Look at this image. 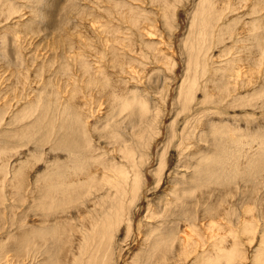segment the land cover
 Listing matches in <instances>:
<instances>
[{"label":"bare ground","instance_id":"1","mask_svg":"<svg viewBox=\"0 0 264 264\" xmlns=\"http://www.w3.org/2000/svg\"><path fill=\"white\" fill-rule=\"evenodd\" d=\"M89 1L95 4V0ZM97 1L113 2L116 11L127 9L128 13L126 15L122 13L119 20L122 23L130 22L131 26L139 31L145 30L146 27L140 26L142 18L138 17L141 13L140 6L135 4V2H143V5L144 0ZM150 1L158 6L156 8L161 13V20L167 18L178 20L175 17L179 15L178 0ZM92 5L87 2L84 13L92 17L86 24L90 26L92 32H96L98 28L106 26V23L99 25L103 16L96 14L98 12L92 10ZM201 5L203 6L196 15L195 39L190 47L188 69L193 71V74L186 96L191 102V96L197 90L204 93L202 101H198L197 106L191 107L188 102V110L198 108L195 130L204 131L206 127L210 129V134L205 133L208 135V142L203 140L204 137L199 140H203L205 144L209 143V146L201 147L202 142L195 140L191 143V145L194 142L198 143L195 150L186 149L187 154L183 150H176L178 156L184 154L188 159L187 164L180 165L181 160L178 159L176 167L179 171L173 172L176 183L171 184L172 179L169 175L167 176L169 178L163 181L164 188L160 192L154 190V199L148 201L146 213L143 215L142 223L139 224L143 228L140 229L142 234L139 233L141 243L139 242L138 247L135 246L137 248L135 253L133 252L134 256L133 253L131 254L133 257L131 256L129 264H264V134L257 136L258 129L263 128V125L259 124V128L258 125H254L255 117L244 119L247 122L244 125L246 130H240L241 118L231 115L230 111L225 109L230 103L234 104L233 98L235 99L239 92L234 82L235 77L238 76L237 66H240L241 57L252 64L254 59L252 54H255L256 62H260L263 56L264 16L261 13L264 10V0H202ZM4 8H7L9 15L13 11L9 0L0 3V9ZM243 8L246 10L238 11ZM144 12L147 13V10L145 9ZM6 16L0 17V27L3 25L2 22L6 21ZM231 21L235 24L240 21L243 23L244 32L239 33L242 35L231 38L234 42L233 46L237 42L240 43L236 47L238 46L237 52L241 54L231 56L222 63L218 57L226 51L229 52L231 47L220 45L227 39L223 40L218 33L229 29L228 26L234 31ZM156 22V19L150 22L151 28L146 36L143 32V43L146 44V49L151 50L148 55L152 58L151 68L146 74L157 70L166 78L161 69V62L168 60L174 74L177 63L173 51L168 50L165 54L164 47L160 46L163 43L162 30L160 31ZM108 28V30L103 29L110 35L105 40L103 35H100L102 30L97 32L98 39H95L99 40L98 46L95 45L96 40L93 42L95 44H91V40L89 44L88 41L85 42L91 55L94 56L95 53L97 57V54H102L103 58L105 57L102 47L109 42L112 43L113 62L110 66L114 72L106 70L107 65L101 64L97 67V61L88 53L85 61L79 63L83 64L81 71L86 80L82 84L83 87L86 90L93 87L100 89V99L98 102L93 101L96 103L94 105L98 107L106 103L104 99L108 100L103 118H106L109 127L100 129L98 133L102 135L101 141L104 142L91 148L95 134L92 129L87 128L89 116L86 112V101L81 100L82 89L74 79L67 77L64 78L66 85L58 87L55 82L61 75L55 73V70H49L46 79V87H52L51 91H42L41 88L37 90L36 99L33 101L40 103V112L33 118L31 124H25L26 128L22 130L23 136L21 137L15 129L0 133V141L6 145L15 141L19 146L24 142L32 144L29 150L27 149L29 153H26L25 159L14 163L12 171L9 168L10 159L20 152L17 150L6 155L0 151V164H4L0 166V231L8 228L7 233H3L0 239V264L4 257H6L4 264L11 262L12 264H119L117 255L120 244L117 241V232L126 223V236L129 237L139 208L138 203L136 208L132 209L133 202L137 197L142 199V191L136 194L139 192L137 188L143 187V184L140 185L142 180L139 183L136 181L134 169H137L138 159L135 158V147L139 146V141L146 139L145 135L149 134L146 133L147 130L159 124V119L153 116L151 121L152 116L149 117L148 101L144 98L148 96L146 91L132 90L126 81H123L124 78H118L129 70L132 75L134 70L145 72L147 66L138 55L139 43L137 40V44L134 42L133 36L114 35L117 32L126 33L120 27L118 29L108 26ZM175 34L173 31L170 36L172 41ZM226 34H228L227 30ZM0 40H4L3 31L0 32ZM69 43L72 46L77 44L73 38ZM125 43H128L127 50L126 53H122L120 45L122 44V48ZM213 47L219 50L218 54ZM169 49L173 50V44H169ZM208 50L211 51L212 58L221 62L220 64L211 67L202 62L207 59L206 55L210 52ZM169 64L166 63L165 66ZM52 65L53 62L48 66ZM65 67L67 65L62 62L61 70L58 72L62 74L60 71L66 70ZM198 70L201 75L197 74ZM200 78H203L204 83H201L195 91ZM18 79L21 81L20 77ZM168 83L166 84L169 85ZM261 87L264 88V84ZM167 90L170 88L166 89V92ZM130 91L133 92L132 96L127 97ZM66 92L68 96L64 94ZM139 95L143 101L136 100L135 96ZM209 97L211 99L206 101L205 99ZM32 105L31 103L21 108L8 124L14 122L13 118L15 120L20 118L25 108H31ZM7 106L9 109L11 104ZM183 107L185 108V105ZM101 117L97 118L96 122H102ZM253 125L256 128H252ZM227 126L236 128L239 135L232 137L235 133L231 132L229 140L223 141L221 136L225 134L223 130ZM77 129L81 130V133ZM47 133H50L52 138L48 152L43 145ZM195 135L193 133L192 137ZM181 138L187 141L189 137L185 138L182 133ZM186 144L184 147H187L189 141ZM113 146L116 149L111 153L110 158L107 154L109 148ZM58 150L65 155L56 153ZM123 150L129 152L124 153ZM42 160L45 162L44 168H35ZM156 200L163 203L165 211L162 212L161 207H156ZM204 227L206 232H209L208 235L201 233ZM200 234L203 238L197 239ZM192 235L197 236L195 238ZM245 239H247L246 243ZM247 242L252 244L249 250H247ZM9 254L12 256H8Z\"/></svg>","mask_w":264,"mask_h":264},{"label":"rangeland","instance_id":"2","mask_svg":"<svg viewBox=\"0 0 264 264\" xmlns=\"http://www.w3.org/2000/svg\"><path fill=\"white\" fill-rule=\"evenodd\" d=\"M0 1L2 2L3 0ZM144 1L145 2L143 5H142L143 2L142 3L135 2V4L140 6V7L138 6L141 12L138 15V17L142 18L140 22V26L142 28L145 27L147 28V29L145 28V30L142 29L141 31L137 30L135 27H132L130 22L122 23L121 20H119L120 15L122 13L126 15L128 13L127 9L116 11L113 2L110 1L108 2L104 1L99 3L97 0H95V4H93L89 0L88 1L87 0H9L10 6L13 7L12 13L9 15V12H7V8L0 9V17L3 18L4 15L5 16L9 15L6 16L7 17L6 21L2 22L3 25L0 27V32L3 31L4 34V40L3 41L0 40V123H1L0 133H2L5 130L10 131L15 129L17 130V132L21 137L23 136L22 130L26 128L27 124H31L32 121L34 120L33 118L37 115V113L40 112V103L39 102L36 103L33 101L36 99L37 90L41 88L42 91L44 90L46 92L48 90L49 92L51 91L52 87H46V79H48L49 70L52 71L55 70V73L62 76V77L58 76V80H56L55 82V84L58 87H60L61 85L63 86V84L66 85V81H65L66 77L72 80L74 79L76 84H78V86L81 87L82 89V91L80 92L81 100L82 102L86 101V112L89 116L88 118L89 123L87 124V128L92 129L95 134L93 136L94 139L91 143L92 144L91 148L97 147L100 143L104 142L101 141L102 135L99 134L100 135L99 136L98 133L102 130V128L109 127L108 122H106V118H103L105 116V111L107 106L106 103L108 100L106 101V99H104L106 103H104L103 105L99 104L100 106L98 107L94 105L96 103H94L93 101L98 102V99H100V95H101L100 89L98 87H93L92 89L86 90L83 87L82 84H84L86 80L84 74L81 71L83 68L82 61H85L88 53V55L93 60L97 61L96 63L97 67H99L101 64L104 66L107 65L108 68L106 66L107 68L106 70H110L111 72H114L113 71L114 69H112V67L110 66L113 62L112 54H111L112 43L109 42L103 47L100 44V46L103 48L102 51L105 57L103 58L102 54H97V57L95 53H94L95 57L91 55L88 52V48L86 47V42L88 41L89 44L91 40V44H95L97 42L95 45L98 46L99 40L98 41L96 40L98 39L97 32L99 31L101 32L102 30V33H100V35L101 36L103 35L105 40V38H108V36L110 35L104 32L103 29L108 30L109 29L108 26H114L115 28L118 27V29L120 27L122 28V30L126 32V33L117 32L114 35L123 36L124 34H126L127 37L133 36L134 42L136 43L137 40V43H139L137 45L139 46V48L138 47L137 48L142 51L140 52L138 50V55H140L139 56L140 60L142 62H145L146 66L149 67L148 68L146 67L144 73L141 70L139 71L134 70V74L132 75V73L129 70L128 72L123 73L121 76H118L116 74L115 75L118 76V78H124L123 81H126L130 89L132 90L142 89L146 91V95L148 96L144 98L148 101L149 117L152 116L150 117V119L151 121H153V116L154 117L157 116L156 119L157 120L159 119L158 120L159 124L157 125L155 124L153 127H151L152 129L150 128L151 129V130L149 129L150 131L147 130L146 133L149 132V134L147 133L145 135L146 139H144L143 141H139L138 142L139 146H137V148L135 147L136 150L134 151L136 156L135 158L136 160L138 159L136 164L137 165L139 164L138 166L140 169L139 171L137 165L136 167L138 170L134 169L136 172V181L139 183L142 180L140 185L143 184V187L139 186L137 188L139 192H136V194L142 191V199L140 197H137L136 195L137 199H135L134 201L135 203L133 202L132 209L133 208L135 209L138 203H139V208L136 213L137 214L136 219L133 222L134 227L129 237L126 236V231H125L126 223L124 227L121 226L120 231L118 232L116 231L118 233L117 241L118 244H120V249L118 253L119 255H117L119 256V264H129L130 263L129 261L134 256L138 244L140 245L141 243V241L139 240V236L141 237L142 234L141 230H143V228H141L139 224L142 223L143 215L146 213L148 207V201H150L151 198L154 199L153 197V195L155 194L154 190H158L160 192L164 188L163 181L165 179L167 180V178H169L167 176L169 175H171V179H172L171 184L176 183V178L174 177L175 174H173V172L179 171L178 168L176 167L177 161H179L178 159L181 160L179 161L180 165H183L184 163L187 164L186 160L188 159L185 158L184 154L178 156V154H176V150L178 151L183 150L184 152L185 151L188 152L186 149H188L189 151H191L190 149L195 150L194 148L195 146L196 147L198 146L197 145L198 143L194 142L193 145H191V143L195 140L196 141L198 140L199 143L202 142V144H200L201 147H206L203 145L209 146V143L205 144V142H208L207 134H210L209 133L210 129L206 127L205 129H203L204 131H201L200 129L195 130V126L197 124L196 119L198 118V114H197L198 108L194 110H188L189 109L188 102L190 98L186 96V92L189 90L188 85H191L192 83L191 75L193 74V71L191 72V70L188 69L189 54L191 50L190 47L193 43L192 41H194L195 39V32L197 28L196 15H198L200 8L203 6L201 5L202 0H178L177 8H179L178 9L179 15L178 17L177 15L175 16L178 20L175 19L172 20L170 18H167L166 20H161L160 19L161 13L159 12V9H157L158 6L152 3L150 0H144ZM87 2L90 5L93 4L92 5L93 7L90 6V9L92 7V10L94 9L96 10L95 12H98L96 14H100V17L101 15L103 16V18H101L102 22L101 23L99 22L100 23L99 25H101L103 22L106 23V26L98 28L96 32H92L90 26L86 24L87 22H90V20L92 19L90 15L88 16L84 13L85 4H87ZM100 4L101 7H99ZM94 6H96V8H94ZM144 8L147 10V13L144 12L145 10ZM245 10L246 8L238 9V11H245ZM261 14L262 16H264V10ZM155 19L157 20L156 23L160 31L162 30L161 40L163 43H161L160 46L162 48L164 47L163 50L165 49L164 50L165 54L168 52V50H171V52L173 51V56L175 57L177 63L176 72H175L176 75L171 70L172 65L169 64L170 62L168 60L161 62L162 65L161 63L159 64L161 65V69H163L166 78H164L163 75L159 73L157 70H152L151 73L146 74L147 70L151 68L152 58L148 55L151 53V50L146 49L147 46L145 43H143V32L144 35L146 36V33L151 28L150 22ZM246 19L249 20V17L246 16ZM231 23H232L231 27L235 28L234 31L230 30V26H228L229 29H225L221 33H218V35L222 36L223 40L227 39L226 41H223V44L225 45L221 44L222 42L220 43V45L221 46L227 45L226 46L227 48L231 47L230 49L231 51L229 50L230 53L226 51L225 52L226 54L224 53L225 55L223 54L221 57H218V59L222 63H225L226 60L231 56L234 57L241 54L237 52L239 49L237 47L239 46L240 43L237 42L233 46L232 44L234 42L231 40V38L232 36L237 37L238 35H242L239 33L244 32L242 30L243 23L242 21L238 22L237 24H235L232 21ZM226 30L228 34H226ZM173 31L176 34L173 35L174 39L172 41L170 39V36L172 35ZM227 35H229L230 39L229 37H227ZM150 36H152V34H150ZM71 38H73L76 41L77 44L75 46H72L71 43H69V40ZM77 40L79 42H77ZM80 41L82 44H80ZM94 41L95 43H93ZM83 43L85 44L83 45ZM169 44L171 45L173 44V50L169 49ZM121 45H120V52L126 53L127 50L126 46L128 45V43L123 44L122 48ZM236 45L238 46L236 47ZM213 48L214 50L217 51L216 54H218L219 50H217V48L215 47ZM80 49L82 50L79 51ZM261 51H262V46H261ZM142 53L143 55L141 56ZM182 53H184V55ZM206 57L207 59L202 62L207 63L211 67L212 65L214 66L221 63L215 61L212 58L211 51L206 55ZM252 57L254 58L252 64H249V61H246L245 58L242 59L241 57V63L243 65L240 63L239 64L240 66H237L239 72L236 69L238 76L237 78L235 77L236 83L234 82V84L238 89L237 91L239 92L238 95L235 96V99L233 98V100H235L234 104L230 103L229 105H227L225 109L229 110L231 115H236L238 118L239 117L241 118L242 123L239 129L243 131L246 130L244 125L245 123H247L244 119H252L255 117L256 120L254 121V123L255 122L256 123L254 125H258V128H259V124L260 126L261 124L263 125V128L258 129L257 136L260 137L262 134H264V118H262L264 116V110H263L264 94H259L260 92L264 93V88L261 87L262 84H264V52L260 62L255 61V54H252ZM97 59L100 60V63H98ZM80 61L82 62L81 64H79ZM51 62H53V65L49 67L48 65ZM62 62L65 63L67 67H65L66 70L60 71L62 72V74H60L58 71L61 70L60 67ZM166 63L167 65L169 64L170 67L167 66L168 67L167 68L165 66ZM190 68L194 69L193 66H190ZM197 74L201 75V72L198 70ZM18 77L21 78V81L20 79H18ZM233 79L234 77L232 78V80ZM166 83H168L169 85H167ZM201 83L202 84L204 83L203 78H200V81L196 85L195 91L199 88V86H201ZM169 88L170 90H167L168 92H166V89ZM59 90L61 89L59 88ZM132 93L133 92L130 91L127 97L128 96L131 97ZM167 93L169 94V96ZM64 94L68 96L67 92ZM203 94L204 93H201L200 90H197V92L191 96V102H189L190 106L191 107L197 106L198 101H202L204 97ZM17 96H19V98ZM238 97L239 99H236ZM135 98L138 102L143 101L140 95L138 97L135 96ZM62 99H64V97ZM209 99L211 98L209 97L208 99L205 100L209 101ZM31 103L33 104L31 108L27 107L25 108V110L23 109L25 111L24 114L23 115L21 114L20 118L18 119L16 118L17 120L13 118L14 122H12V124H8L12 120V117L15 113H18L21 108H23L24 106L26 107L28 104ZM9 104H11V107L8 109V106L6 107V105ZM183 105H185V108L183 107ZM100 116H102L101 117L102 122L98 123L96 122V119L99 118ZM92 120L93 122H90ZM259 120L260 121L262 120V122H260ZM254 125L252 126V128H256V126ZM23 126L25 127L23 129H20ZM158 127L161 129H158ZM77 131L81 133V130L77 129ZM223 131L225 133L224 135L221 136V140L223 141L229 140V138L231 137L229 133L231 132L235 133L234 135H232V137L235 136L237 137L239 135L236 132V128H233V126L232 127L227 126ZM188 132L189 134H186ZM206 132L207 134H205ZM182 133L185 136V138L189 137L187 141L186 139L185 141H183L184 138H181ZM193 133L194 135L195 134L197 135L192 137ZM96 136L97 137L99 136L98 138L100 140H98ZM203 137H204L203 140L205 142L203 140L199 141ZM51 141H52L51 135L50 133H47L43 141V145L45 146L44 149H46L47 152L51 146ZM15 142L11 143L10 145L9 144L6 145L0 141V151H3V153H5L6 155L11 154V152L14 153L17 150L20 152L17 156L12 157L10 159L9 168L11 171L13 169L14 163L15 164L19 163L20 161L25 159V156L29 153L28 150L32 145L31 143L25 144L24 142L23 145L19 146L17 145V142L16 143ZM186 142L188 145L186 144ZM84 143H86V141ZM185 144L187 145V147L188 146L189 147L188 148L184 147ZM115 149L116 148L114 146L110 147L107 156L111 158L112 157L111 153ZM31 150H33V148ZM123 152L127 153L129 152V150H123ZM56 153L65 155L64 152L59 150L56 151ZM211 154L213 153L211 152ZM119 162L124 164L122 161ZM44 163L45 162L42 160L39 163V165H37L35 168L37 167L44 168ZM3 165L4 164H0V166ZM140 172H142V174H139ZM132 177H134V175H132ZM156 187L158 189H156ZM155 203H156V207H161L162 212L166 210L162 202L159 203L156 200ZM7 229H5L4 231H0V239L3 233L5 232L7 233ZM204 229L205 227L202 229L201 233H203V235H208L207 233L209 232H206V229L205 230ZM216 232L217 230H215V233ZM212 234H214V232H212ZM194 236L195 235H192V237ZM198 238L202 239L203 237H201L200 234L199 236H197V239ZM245 241H247V239H245L244 242ZM251 245H252L251 242L249 243L247 242V250L251 249L250 248ZM132 253L133 256L131 255ZM8 256H12V255L9 254ZM5 259L6 257L1 259V264H4V262L6 261ZM12 263L13 262H11V264Z\"/></svg>","mask_w":264,"mask_h":264}]
</instances>
